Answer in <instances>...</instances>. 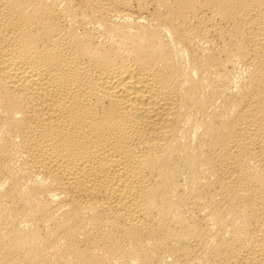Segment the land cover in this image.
Listing matches in <instances>:
<instances>
[{"label": "bare ground", "instance_id": "obj_1", "mask_svg": "<svg viewBox=\"0 0 264 264\" xmlns=\"http://www.w3.org/2000/svg\"><path fill=\"white\" fill-rule=\"evenodd\" d=\"M0 264H264V0H0Z\"/></svg>", "mask_w": 264, "mask_h": 264}]
</instances>
